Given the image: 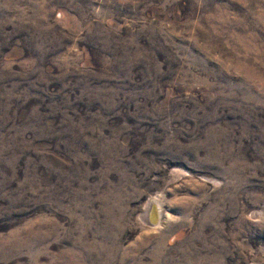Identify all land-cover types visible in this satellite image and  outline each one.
<instances>
[{
    "label": "rangeland",
    "instance_id": "374dc122",
    "mask_svg": "<svg viewBox=\"0 0 264 264\" xmlns=\"http://www.w3.org/2000/svg\"><path fill=\"white\" fill-rule=\"evenodd\" d=\"M0 264H264V0H0Z\"/></svg>",
    "mask_w": 264,
    "mask_h": 264
},
{
    "label": "bare ground",
    "instance_id": "6f19581e",
    "mask_svg": "<svg viewBox=\"0 0 264 264\" xmlns=\"http://www.w3.org/2000/svg\"><path fill=\"white\" fill-rule=\"evenodd\" d=\"M147 208L148 209L146 210L147 212L145 214L146 215L145 219H146V221H150V220L154 219L155 216L157 215V207H156V204H155V200L153 198L151 200H149V202L147 204Z\"/></svg>",
    "mask_w": 264,
    "mask_h": 264
}]
</instances>
